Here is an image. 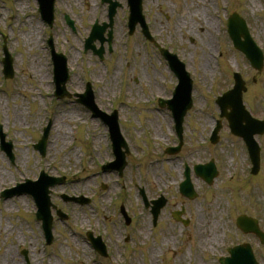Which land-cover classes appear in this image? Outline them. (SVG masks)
<instances>
[{"label":"rangeland","instance_id":"obj_1","mask_svg":"<svg viewBox=\"0 0 264 264\" xmlns=\"http://www.w3.org/2000/svg\"><path fill=\"white\" fill-rule=\"evenodd\" d=\"M99 1L56 0L55 21L50 29L40 20L36 0H0V32L5 36H0V127L5 140L12 143L14 155L10 162L0 151V172L3 170L12 178L11 183L1 186L0 192L14 186L15 181L22 182V174L36 179L43 170L49 176H64L63 185L50 189V201L68 216L59 220L52 210L53 241L46 246L41 224L34 219L36 207L32 198H0V264H5L7 253L13 264H152L151 251L155 253L153 264H219L227 247L240 243L251 245L259 264H264V245L235 226L237 216L245 214L257 219L264 233V134L255 136L260 168L256 176H251L244 143L230 134L214 103L217 96L232 87V74L238 72L246 86L242 96L245 109L252 117L264 119V63L260 71L254 70L233 49L227 35V18L237 13L264 56V0H254V8L252 0H210L208 15L214 26L209 49L202 46L204 34L198 27L203 28V23L194 15L187 19V29L176 28V23L188 14H204L207 5L197 0L143 1V15L154 41L185 64L193 83V105L183 122V145L178 154L171 156L163 150L177 145L174 123L170 111L158 107L157 99L171 98L176 77L153 44L140 36L138 27L133 35H127L126 0H115L121 8L114 17L112 55L108 51L99 61L90 51L84 53L83 41L93 21H107L106 7ZM65 15L74 22L73 32L64 22ZM34 24L36 46L24 41ZM49 37L56 52L68 59L71 79L67 90L81 93L89 82L98 108L107 114L111 110L118 113L120 134L129 151L122 177L100 170L101 164L114 159L107 127L73 99L54 98L46 45ZM3 40L13 58L14 77L9 81L2 80L1 74ZM210 51L212 67L204 74L200 69L202 56ZM41 57L47 63L50 79L49 85L43 87L29 72L32 58ZM151 75L158 82V92ZM217 120H221L222 128L218 143L212 145L209 136ZM48 121L52 126L46 154L41 157L32 148ZM151 122L160 125V137L155 136ZM56 123L66 128L67 136L53 147ZM96 138L100 143L92 145ZM209 160L214 161L218 176L207 186L195 177L192 168ZM185 166L190 169L197 195L194 200L185 199L178 191ZM140 188L148 202L160 195L167 201L155 227L149 208L144 207L139 195ZM62 195L83 196L90 203H65ZM120 207L131 218L128 226ZM175 211H181V222L172 218ZM200 222H210L207 228L215 237V242L204 248L198 246L194 233ZM87 231L100 237L107 249L106 258L94 252L86 239ZM144 233H149V237L145 238Z\"/></svg>","mask_w":264,"mask_h":264},{"label":"water","instance_id":"obj_2","mask_svg":"<svg viewBox=\"0 0 264 264\" xmlns=\"http://www.w3.org/2000/svg\"><path fill=\"white\" fill-rule=\"evenodd\" d=\"M47 1V9L50 11V9L52 8L53 5V1L54 0H46ZM44 2H42L43 5ZM110 11H109V19L111 21L113 15H114V11H115V7L117 6L116 4L111 3L110 4ZM131 10H132V23L134 24L137 20L141 19L140 16V6H139V2L138 0H134L131 2ZM44 9H46V6L44 5ZM46 16L49 15L50 13H45ZM236 21V23H235ZM238 19L236 16L233 17V21L232 24L230 25V36L234 42V45L237 49H239L240 51L244 52L247 57L250 59V61L252 62V65L256 68V69H260L261 68V64H262V56L260 54V52L256 49V47L254 46V44L250 41L248 34L243 26L242 23L237 22ZM111 25V24H110ZM107 25H103V27H97L95 26L93 28V31L91 33V36L88 40V44L92 43L94 40L96 39H100L101 42H103L104 40L101 38L104 30L107 28ZM240 36L244 37V42H239L238 39ZM88 48H92L90 47V45H88ZM92 50H94V48H92ZM101 50L96 51L97 54H100ZM162 55L170 62V64H172V67L175 69V66H173L174 63H176L175 57L172 55H169L167 52L165 51H161ZM6 66H7V71L10 70V64L9 61L6 62ZM176 66H179L180 70L177 71V75L181 76L180 78V86L178 87L177 91H176V97H179L178 100H174L172 102H169V108L173 111L174 113V117H175V121L177 123V131L178 134L180 136L181 133V123H182V118L184 116V114L186 113L187 110L190 109L191 107V100L189 97L190 94V89H191V83L188 80V76L186 74H184V77L182 76V66L178 65V63H176ZM176 70V69H175ZM9 77L12 76V74L8 75ZM235 78V87L234 90L225 94L222 98H220L217 103L220 107L221 113L223 116H225L229 122V126L230 129L232 131L233 134L238 135L240 137L243 138V140L245 141L246 145L249 148L250 151V155H251V159L253 161L254 164V168L255 170L253 171V173H255L258 170V152H257V147L256 144L254 143L252 136L255 133H262L264 131V124L263 123H258L256 121H253L252 119L249 118L248 114L246 112H244V109L242 107L241 104V92L244 91V87H243V83L240 80L238 75H234ZM62 91V89H61ZM59 96H62V93H59ZM179 101L180 103L178 104L177 109L174 108L171 104H176V102ZM83 102V101H81ZM86 102V103H85ZM83 103L86 104V106H90L91 104V99H90V93H89V103L87 101H85ZM230 109V113H226V110ZM245 123L244 126H242V123ZM115 141H118V136L114 137ZM217 137L214 136V139L212 140V142H216ZM43 142L41 141L39 146H37L38 148H42L43 147ZM120 145H118L116 148V157L118 158V161L116 162V169L121 172L123 167H124V156L119 152V147ZM5 148V146H3ZM7 146H6V151L7 150ZM179 150V148L177 149H173L171 151H169L170 153H175ZM119 152V153H118ZM113 166V165H112ZM195 172L197 174V176L202 177L204 179V181L208 184H210L213 180V178L217 175V172L214 170L212 164L208 165V166H197L195 167ZM52 183L55 182V180H51ZM58 182H62V181H58ZM50 183V184H52ZM180 192L182 195H184L185 197L189 198V199H193L195 197V193L193 192L192 186L190 185V181L188 178V171H186V180L181 183L180 185ZM32 195L34 196L38 206H39V214L38 217L40 219H43L44 221V226H46V230L47 232H49V226H50V217L48 214V207H49V203H48V199L47 197H44L45 195V190H43V192L41 194H39L38 192V188H35L32 192ZM11 196L12 194H14V191H7L5 193V195ZM155 207L153 209V214L156 216V214L158 213V210L165 204V201L163 199H160L158 202H154ZM175 219H177V215L174 214L173 215ZM255 222H253L251 219H248L246 217H240L237 220V225L238 227L244 231V232H253L255 234H259V232L256 229V226L254 224ZM50 238V237H49ZM96 249L101 253L104 254V249L102 247V245L98 244L96 245ZM230 253L232 254V258H230L229 260H225L224 262L221 261L222 264H252L253 260L250 254V249L246 246L244 247H240V248H236L233 250H230ZM250 256V257H249Z\"/></svg>","mask_w":264,"mask_h":264},{"label":"bare ground","instance_id":"obj_3","mask_svg":"<svg viewBox=\"0 0 264 264\" xmlns=\"http://www.w3.org/2000/svg\"><path fill=\"white\" fill-rule=\"evenodd\" d=\"M197 1H201L204 5L206 6L205 12L204 14H202L200 11H196L193 14H188L185 18L181 19V21H178L176 23V28L179 30L182 29H187L188 28V21L187 19L189 18V16L194 15L199 21H202L203 23V28H201L200 26L198 27L199 30L201 32H203V38H202V46L206 47V48H210V45L212 44V34L211 31L213 29L214 26V21L212 20L211 16L208 15L210 8H209V3L210 0H197ZM19 5H24V2L21 1V3ZM251 6L252 8H254L256 6V1L252 0L251 1ZM197 7V6H196ZM200 23H198L199 25ZM35 26L32 27V25L30 26V32L25 36L24 41L25 44L27 43H32L34 46L37 45V42L35 40L36 38V32H37V24H34ZM205 29V31H204ZM207 33V34H206ZM209 34V35H208ZM213 56V51H210V53H206L204 52L203 54V59H202V63L200 65V69L203 71L204 74L208 73V70L212 67L211 66V57ZM210 59V60H209ZM29 72H32L34 74V76L36 77L39 85L41 87L43 86H48L49 84V74H48V70H47V64L46 61H43V58H35L29 62ZM95 73L97 72L96 70H94ZM48 75V76H47ZM116 75V73H115ZM152 78L154 79V81L156 80L155 75H151ZM115 78V77H114ZM153 87L155 88L156 92H158V82L156 80L155 83H153ZM1 103V101H0ZM1 105V104H0ZM14 119L17 120L18 119V112H15L14 115ZM164 124H167L166 121H163ZM151 126L153 127L154 133L156 137H160V125L158 123L155 122H151ZM55 131H56V136L53 139V147L56 146L59 142H62V140L65 141V138L67 136V130L65 127L59 125L58 123H56L55 126ZM100 143V139L96 138V139H92V145L93 144H99ZM68 144V143H67ZM12 182V178L3 170H1L0 172V188L2 185L4 184H9ZM210 225V222H200L197 226V228H195L194 233L196 234L197 238H198V246L204 248L206 245H210L211 243L215 242V237L210 235V232L207 228V226ZM150 230V228H149ZM15 231V230H14ZM145 238L149 237V233H144ZM84 252L86 251L84 248L82 249ZM8 255L9 253H7V258L5 261V264H13V262L8 261ZM155 257V253L154 251L150 252V258L152 260V264L153 259ZM35 258V256H34Z\"/></svg>","mask_w":264,"mask_h":264}]
</instances>
